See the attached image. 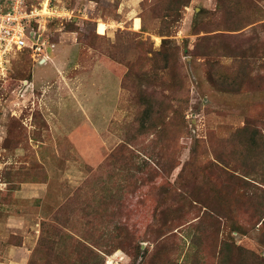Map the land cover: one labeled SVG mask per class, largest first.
<instances>
[{"label": "rangeland", "instance_id": "374dc122", "mask_svg": "<svg viewBox=\"0 0 264 264\" xmlns=\"http://www.w3.org/2000/svg\"><path fill=\"white\" fill-rule=\"evenodd\" d=\"M51 9L0 67V264H264V0Z\"/></svg>", "mask_w": 264, "mask_h": 264}, {"label": "built area", "instance_id": "2783aa9c", "mask_svg": "<svg viewBox=\"0 0 264 264\" xmlns=\"http://www.w3.org/2000/svg\"><path fill=\"white\" fill-rule=\"evenodd\" d=\"M26 0H10V8L6 11L0 6V67L2 68L7 56L15 48L17 50L29 49L37 60L48 58L49 48L53 45L47 41L43 33L32 30L34 21H45L57 12L52 11L48 2V14H43L42 9L28 10ZM46 1V0H45ZM72 16L70 15V18Z\"/></svg>", "mask_w": 264, "mask_h": 264}, {"label": "crops", "instance_id": "0c3cea01", "mask_svg": "<svg viewBox=\"0 0 264 264\" xmlns=\"http://www.w3.org/2000/svg\"><path fill=\"white\" fill-rule=\"evenodd\" d=\"M137 19H139V18H135V19H133V26H134V29L136 30V31H139L140 29H141V21H140V19H139V26H137V24H136V20ZM101 24H103V25H105V33L104 34H102V33H99V28H100V25ZM107 30H108V26H107V24H105L104 22H99L98 23V26H97V33L99 34V35H106L107 34Z\"/></svg>", "mask_w": 264, "mask_h": 264}, {"label": "bare ground", "instance_id": "6f19581e", "mask_svg": "<svg viewBox=\"0 0 264 264\" xmlns=\"http://www.w3.org/2000/svg\"><path fill=\"white\" fill-rule=\"evenodd\" d=\"M45 3H47V4L44 5V8L42 9V12H43V14L44 13L48 14V2H47V0H46ZM136 24H137V26H139V19L136 20ZM105 28L106 27L103 24H101L100 28H99V33L104 34L105 33Z\"/></svg>", "mask_w": 264, "mask_h": 264}, {"label": "trees", "instance_id": "16d2710c", "mask_svg": "<svg viewBox=\"0 0 264 264\" xmlns=\"http://www.w3.org/2000/svg\"><path fill=\"white\" fill-rule=\"evenodd\" d=\"M8 4H9V2H8ZM9 6H10V4L8 5V7H9ZM7 10H8V9H7ZM7 10H6V11H7ZM22 51H25V52H27V53H29V54L32 53L31 50H29V49H23ZM20 52H21V50H20Z\"/></svg>", "mask_w": 264, "mask_h": 264}]
</instances>
